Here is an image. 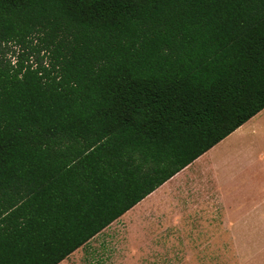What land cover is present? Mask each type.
I'll list each match as a JSON object with an SVG mask.
<instances>
[{
    "label": "trees",
    "instance_id": "16d2710c",
    "mask_svg": "<svg viewBox=\"0 0 264 264\" xmlns=\"http://www.w3.org/2000/svg\"><path fill=\"white\" fill-rule=\"evenodd\" d=\"M263 109L264 0H0V264H59Z\"/></svg>",
    "mask_w": 264,
    "mask_h": 264
},
{
    "label": "crops",
    "instance_id": "0c3cea01",
    "mask_svg": "<svg viewBox=\"0 0 264 264\" xmlns=\"http://www.w3.org/2000/svg\"><path fill=\"white\" fill-rule=\"evenodd\" d=\"M116 222L126 225L128 243L121 246L128 263L173 261L170 247L199 245L216 230L254 229L264 239V109ZM138 245L160 253L132 254ZM180 259L187 258L178 253Z\"/></svg>",
    "mask_w": 264,
    "mask_h": 264
},
{
    "label": "rangeland",
    "instance_id": "374dc122",
    "mask_svg": "<svg viewBox=\"0 0 264 264\" xmlns=\"http://www.w3.org/2000/svg\"><path fill=\"white\" fill-rule=\"evenodd\" d=\"M13 49L9 46L7 50H4L6 59L12 62L15 61L16 56ZM251 202L252 199H249L248 207ZM248 219V222H254L252 218ZM125 232L124 223L110 224L89 243L69 255L63 264H264V239L257 236L254 229L216 230L208 238H203L199 245L170 247L172 256L169 258H173V261L139 263H128L123 260L126 254L123 253L121 245L125 246L128 243V239L123 236ZM137 247L140 251H131L132 254L137 252L160 253L159 248L145 250L143 245ZM124 248V251L128 250ZM178 253H182L187 258L185 262L181 259L176 260Z\"/></svg>",
    "mask_w": 264,
    "mask_h": 264
}]
</instances>
